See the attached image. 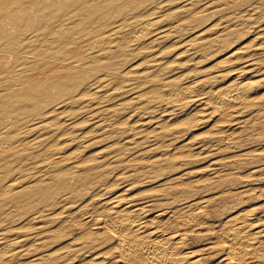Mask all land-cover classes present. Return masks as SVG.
<instances>
[{
    "label": "rangeland",
    "instance_id": "obj_1",
    "mask_svg": "<svg viewBox=\"0 0 264 264\" xmlns=\"http://www.w3.org/2000/svg\"><path fill=\"white\" fill-rule=\"evenodd\" d=\"M154 1L161 9L146 19L156 21V31L113 47L115 68L133 69L136 82L105 86L39 127L51 136L49 147L76 157L62 169L84 157L90 160L69 170L70 188L60 190L50 205L22 202L21 210L30 205L34 210L16 217L14 234L29 235L20 264H110L98 252L106 245L77 251L83 240L76 237L83 229L80 222L118 194L128 197L124 202L143 204L150 218L163 213L158 220L173 226L184 206L206 199L209 222L195 226L197 233L191 229L186 240L202 264L223 259L216 231L230 217L246 216L264 229V0H147L143 8L152 9ZM61 3L72 9L68 1ZM165 80L192 86L198 98L169 100L167 87L153 86ZM245 83L250 86L247 104L224 112L212 108L214 95ZM80 174H89L95 185L82 186ZM46 175L57 183L56 175ZM33 214L37 218L31 225Z\"/></svg>",
    "mask_w": 264,
    "mask_h": 264
},
{
    "label": "bare ground",
    "instance_id": "obj_2",
    "mask_svg": "<svg viewBox=\"0 0 264 264\" xmlns=\"http://www.w3.org/2000/svg\"><path fill=\"white\" fill-rule=\"evenodd\" d=\"M61 1L71 3L72 9ZM146 1L0 0V264H20L27 250L24 239L29 235L14 234L19 220L16 217L31 213L34 206L50 205L60 190L70 188L69 170L90 160V156L84 157L70 169H62L76 157L49 147L51 136L38 132L39 127L49 124L56 112L60 115L66 108L80 105L82 98L99 94L105 86L136 82L133 69L122 72L115 68L113 47L128 45L130 40L156 31V21L146 18L161 8L158 1L152 9L143 8ZM127 28L131 30L129 36L123 33ZM167 80L153 86L155 90L167 87L169 100L198 96L192 86L181 87ZM246 84L214 95L212 108L224 112L247 104L251 99ZM46 174L56 175L57 183L48 182ZM78 177L82 186L95 185L89 174ZM61 180L64 183L59 188ZM126 198L118 194L105 199V208L80 222L83 229L76 239L81 238L83 243L77 251L106 245L98 252L110 264H202V257L186 248V240L191 229L197 233L195 226L209 222L203 210L206 199L184 206L173 226L169 220H158L163 213L150 218L143 204L133 199L124 202ZM22 202L34 206H23V211ZM192 204L197 207L193 209ZM32 217L30 224L37 218L34 214ZM254 225L246 216L235 215L216 231L217 243L225 251L216 264H264L260 260L264 258V229ZM35 261L37 258L32 263Z\"/></svg>",
    "mask_w": 264,
    "mask_h": 264
}]
</instances>
